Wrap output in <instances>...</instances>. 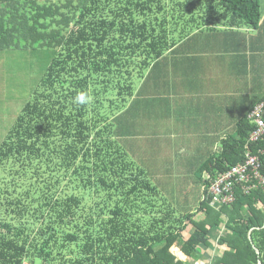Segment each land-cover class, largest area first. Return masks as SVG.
<instances>
[{"label":"trees","instance_id":"obj_1","mask_svg":"<svg viewBox=\"0 0 264 264\" xmlns=\"http://www.w3.org/2000/svg\"><path fill=\"white\" fill-rule=\"evenodd\" d=\"M171 6L0 0V51L30 44L52 53L39 88L0 144V170L35 161L49 175L20 198L0 188L11 209V219L0 220V264H184L171 254L174 245L191 257L211 239L225 248L212 264H264V188L246 192L235 184V200L218 209L207 197L209 182L242 163L246 151L264 152V135L247 142L254 128L247 114L200 169L202 198L181 216L128 141L127 103L179 40L206 23L256 28L261 17L259 0H209L207 7L193 0L177 15ZM259 161L264 179V155ZM71 244L81 245L74 258Z\"/></svg>","mask_w":264,"mask_h":264},{"label":"crops","instance_id":"obj_2","mask_svg":"<svg viewBox=\"0 0 264 264\" xmlns=\"http://www.w3.org/2000/svg\"><path fill=\"white\" fill-rule=\"evenodd\" d=\"M259 4L256 28L206 23L211 29H193L158 60L140 96L126 105L132 104L125 127L130 130L128 141L140 151L148 174L164 176L171 170L194 174L193 181L170 196L182 208L196 199L189 196V185L200 187L201 200L200 169L264 98V0ZM201 22L199 16L197 23ZM211 243L191 257L184 256L178 245L170 252L184 264H212L225 248L217 240Z\"/></svg>","mask_w":264,"mask_h":264},{"label":"rangeland","instance_id":"obj_3","mask_svg":"<svg viewBox=\"0 0 264 264\" xmlns=\"http://www.w3.org/2000/svg\"><path fill=\"white\" fill-rule=\"evenodd\" d=\"M167 1L172 5L171 8H173L174 13L177 15L182 13L180 7L183 9L188 7V4L193 0ZM180 2H182L180 6L175 5ZM208 3L209 0H203L205 6ZM19 46L10 50L0 51V144L13 126L22 107L31 101L33 92L39 88L40 80L52 59L51 50L31 46L30 44ZM24 172L26 173L23 174ZM148 178L153 184L155 183L154 179ZM46 179H49L48 172L46 173L43 166H40V169H38V163L35 161L31 165L27 163H7L4 171L0 170V188L2 193L4 190L15 192L14 195L18 198L22 196L30 184L38 186L43 180L46 181ZM156 179L159 185L163 187L164 193H161V198L173 207V211L177 216L193 212L196 209L200 199V187L198 185L197 187L189 185V188H192L189 196L191 197L193 194L196 199L191 200L185 205L186 208L185 206L182 208L179 204H173V200L169 198L178 194L180 188L184 187L185 184L193 181L195 179L194 174L186 176V174L175 173L174 170H171L170 174L159 176ZM53 180L54 178L51 177L49 182ZM37 196L38 194H35V197ZM5 198H7L5 194H2L0 197V220L8 221L11 219V209L5 205ZM6 209L7 213L5 212ZM12 217L14 219L13 222L16 223L18 218L14 217V215ZM45 218H47L46 215ZM68 230V227H65L60 232L66 233ZM80 246V244H71L69 246V250L73 251V258L76 256L77 249H80ZM66 255H68L67 252ZM25 264L30 263L27 261ZM35 264L42 263L39 260H35Z\"/></svg>","mask_w":264,"mask_h":264},{"label":"built area","instance_id":"obj_4","mask_svg":"<svg viewBox=\"0 0 264 264\" xmlns=\"http://www.w3.org/2000/svg\"><path fill=\"white\" fill-rule=\"evenodd\" d=\"M248 119L255 125V129L250 132L247 142L256 143L264 135V98L253 107ZM261 155H264L262 150L257 153L246 151L242 163L230 167L209 182L207 197L213 208L232 204L235 200V184L245 185L246 192L257 187L264 188L263 177L259 174Z\"/></svg>","mask_w":264,"mask_h":264},{"label":"bare ground","instance_id":"obj_5","mask_svg":"<svg viewBox=\"0 0 264 264\" xmlns=\"http://www.w3.org/2000/svg\"><path fill=\"white\" fill-rule=\"evenodd\" d=\"M250 113V112H249ZM249 113L247 114V118H248V115ZM248 121L250 122V124H252L254 126V128L251 130V132L255 129V125L248 119ZM264 180V179H263Z\"/></svg>","mask_w":264,"mask_h":264},{"label":"water","instance_id":"obj_6","mask_svg":"<svg viewBox=\"0 0 264 264\" xmlns=\"http://www.w3.org/2000/svg\"><path fill=\"white\" fill-rule=\"evenodd\" d=\"M254 250H255V248H254ZM257 264H260V263L258 262Z\"/></svg>","mask_w":264,"mask_h":264}]
</instances>
